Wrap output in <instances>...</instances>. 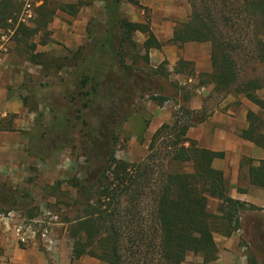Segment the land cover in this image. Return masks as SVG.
<instances>
[{
  "label": "trees",
  "instance_id": "trees-1",
  "mask_svg": "<svg viewBox=\"0 0 264 264\" xmlns=\"http://www.w3.org/2000/svg\"><path fill=\"white\" fill-rule=\"evenodd\" d=\"M103 1L104 34L100 39L95 36L93 51H88L80 66L76 64L77 73L70 80L75 91L70 102L78 105L75 111L81 120L83 146L95 160L103 161L93 179L86 177L85 182L73 184L88 199L83 214L69 226L72 259L89 256L106 264H182L186 255L193 253L201 254L205 263L213 261L214 222L225 220L228 227L237 230L242 211L264 209L231 199L223 172L212 165L224 154L201 148L187 137L188 130L202 123L205 115L196 119L189 110L184 111L185 116L174 115L171 123L162 124L153 133L145 160L137 164L114 157L116 119L121 118L131 96L150 91L148 84L155 73H133L116 56L124 43L135 45L131 39L135 32L145 34V50H160L162 43L153 36L149 24L119 20L121 0ZM187 1V20L174 27L170 43L179 47L191 42L208 43L211 72L205 75L213 92L220 96L240 94L263 112L264 96L257 93L264 92V69L251 75L255 70L252 68L248 74L247 64L258 62L264 66V0ZM68 8L70 14L77 11L74 5ZM19 11V0H0V30L15 28ZM51 17L52 13L45 10L39 24L46 26ZM121 29L125 31L122 36ZM34 33L35 29L19 23L12 37L19 44ZM115 63L116 72L112 69ZM189 63L179 59L176 65L182 71ZM81 109L86 110V119L80 116ZM245 119L247 128L240 131L239 137L264 148V116L248 111ZM55 120V126L45 132L66 127L60 118ZM65 121L69 122L67 116ZM249 181L264 188V161L249 167ZM12 199L0 195V207L10 202L14 205ZM210 200L219 203L217 215L208 209ZM245 264L258 262L247 255Z\"/></svg>",
  "mask_w": 264,
  "mask_h": 264
},
{
  "label": "rangeland",
  "instance_id": "rangeland-1",
  "mask_svg": "<svg viewBox=\"0 0 264 264\" xmlns=\"http://www.w3.org/2000/svg\"><path fill=\"white\" fill-rule=\"evenodd\" d=\"M19 3L14 27L21 23L35 29L36 33L18 44L12 37L15 28L6 26L0 30V195L11 196L16 201L14 205L10 202L0 207V216L9 214L6 224L0 221L3 237L0 264H106L89 256L73 260L69 235L70 224L83 214L88 199L82 197L83 192L77 191L73 184L85 182L86 177L93 179L103 165L102 160H95L83 146L81 120L75 111L78 105L70 102L71 95H75L70 80L83 63L82 58L89 50L93 51L95 36L100 39L104 34V1L19 0ZM186 3L189 7L187 0ZM25 4L29 5L28 9ZM73 5L77 11L70 14L68 6ZM26 10L30 13L29 19ZM45 10L50 11L52 17L46 26H41L39 20ZM117 13L122 22L147 23L150 27L151 13L139 5L138 0H121ZM120 31L119 35L125 34L124 30ZM145 38V34H131L135 45L124 43L116 56L133 73L155 71L148 84L150 91L131 96L121 118L116 119L120 124L113 126L117 137L113 150L117 160L129 164L145 160L153 133L162 124L171 123L174 115L185 116V110L192 112L196 119L206 116L202 123L188 130L187 136L192 141L197 130L215 113L241 110L264 116V111L252 103L255 110L246 106L248 100L240 94L220 96L213 92L204 73L210 51L207 45L181 47L184 55L194 58L192 61L181 58L190 62L181 71L176 65L178 61L174 65L166 59L156 61L160 50L143 49ZM166 45L171 46L170 40L162 43ZM247 65L248 74L252 68L255 70L251 75L264 69L258 62ZM116 66L115 63L113 71ZM257 95L263 97L264 92ZM152 96L164 99L155 100ZM85 111L81 109L80 116L87 118ZM66 116L69 122L65 121ZM55 117L66 127L45 132L55 126ZM218 206V201L210 200L208 209L217 215ZM251 216L244 222L239 221V228H243L239 231L248 236L247 228L257 227V238L242 251L245 258H236L235 264H245L247 255H253L258 264H264V214L258 212ZM17 227L25 233V241L15 233ZM230 228L232 225L228 227L225 220L214 222V232H226ZM3 231L6 234H1ZM200 262V258L192 257L187 264Z\"/></svg>",
  "mask_w": 264,
  "mask_h": 264
},
{
  "label": "crops",
  "instance_id": "crops-1",
  "mask_svg": "<svg viewBox=\"0 0 264 264\" xmlns=\"http://www.w3.org/2000/svg\"><path fill=\"white\" fill-rule=\"evenodd\" d=\"M138 1L139 5L148 8L150 11L152 16L150 30L159 43L169 41L172 38L174 27L187 20L189 7L187 6L186 0ZM191 44L202 43H185L181 47L186 48ZM203 44L207 45L210 50L208 43ZM181 47L173 44L171 46H162L159 53L156 54V61L161 62L166 59L171 65H174L181 58L192 61L194 58H189L187 55H184ZM206 62L204 65H207V68L204 73H209L211 69L210 57ZM247 103L249 102L245 101L246 106H249L251 110H255L251 103ZM246 114L247 111L242 112L241 110L237 113H215L209 118L207 123H204L197 130V136H194L192 139L201 148L213 152H222L224 154L223 159H215L212 165L215 169L223 172L228 184V195L231 199L264 209V188L252 185L249 181V167H256V165H259V162L264 161V148H260L239 137L240 131L247 128ZM247 160L252 161L251 165L248 164ZM259 212L264 214V210ZM255 213L258 212H243L239 216L240 223L252 217L251 215ZM239 229L234 230L230 228L226 232L215 231L213 233V241L216 247L215 260L205 263L201 254L195 255L188 253L182 264H187L188 260L192 257L200 258L201 264H235L236 258H245V255L242 256L241 254L242 247L250 246L252 239L256 241L258 228L250 225L247 228L249 232L248 236L244 234L239 235ZM241 229L243 231L242 226ZM1 234L6 233L3 231ZM2 239L3 237L0 235L1 245L3 244ZM11 242H14V238H12Z\"/></svg>",
  "mask_w": 264,
  "mask_h": 264
},
{
  "label": "built area",
  "instance_id": "built-area-1",
  "mask_svg": "<svg viewBox=\"0 0 264 264\" xmlns=\"http://www.w3.org/2000/svg\"><path fill=\"white\" fill-rule=\"evenodd\" d=\"M25 6L27 7V9H28V7H29V5H26L25 4ZM26 17H27V19H29L30 18V13H29V11L28 10H26ZM23 22L25 23V20L23 19ZM245 211H249V210H244V211H242L240 214H242L243 212H245ZM254 212H256V211H254ZM240 214H239V216H240ZM9 214H7V215H5V216H0V221H3L5 224L8 222V220H9V216H8ZM15 233L17 234V235H19L20 236V238H21V240L22 241H25V239L23 238L24 237V235H25V233L22 231V228L21 227H17L16 229H15ZM238 233H239V235H242V233H241V231H239L238 230ZM247 249V246H243L242 247V251H245Z\"/></svg>",
  "mask_w": 264,
  "mask_h": 264
}]
</instances>
